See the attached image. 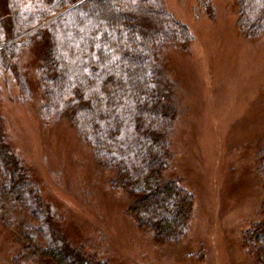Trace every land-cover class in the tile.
<instances>
[{
  "label": "rangeland",
  "instance_id": "374dc122",
  "mask_svg": "<svg viewBox=\"0 0 264 264\" xmlns=\"http://www.w3.org/2000/svg\"><path fill=\"white\" fill-rule=\"evenodd\" d=\"M213 14L193 18L183 3L167 7L192 33L186 51L166 54L165 100L174 109L167 167L158 181H177L193 198L185 236L158 243L129 216L133 196L113 186L114 174L93 160L66 119L42 122L34 75L41 43L18 55L28 100L15 85L0 89V125L10 149L22 157L25 178L36 184L51 228L73 247L78 239L103 264H253L239 243L242 230L261 220L264 183L255 153L264 148V36L245 41L235 26V0H209ZM16 69V70H17ZM0 218V264H51L24 250L23 211ZM75 239L77 241H75ZM80 245V244H79Z\"/></svg>",
  "mask_w": 264,
  "mask_h": 264
},
{
  "label": "trees",
  "instance_id": "16d2710c",
  "mask_svg": "<svg viewBox=\"0 0 264 264\" xmlns=\"http://www.w3.org/2000/svg\"><path fill=\"white\" fill-rule=\"evenodd\" d=\"M234 5L239 35L248 42L262 38L264 0ZM188 11L197 18L214 9L209 0H193ZM192 39L166 0H0V89L15 85L13 98L28 100L18 55L41 43L34 71L39 119H66L93 160L116 176L113 186L135 196L129 216L158 243L179 242L192 217L191 193L177 181H158L168 165L175 120L165 100L163 64L169 51H186ZM7 143L0 125V218L21 210L31 220L23 225L21 254L34 250L51 264H103L88 241L75 239L79 247H73L51 228L52 213ZM255 162L264 183V148L256 151ZM262 210L261 220L239 236L253 264H264V202Z\"/></svg>",
  "mask_w": 264,
  "mask_h": 264
}]
</instances>
